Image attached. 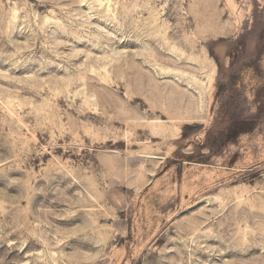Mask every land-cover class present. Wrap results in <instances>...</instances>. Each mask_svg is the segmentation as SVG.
I'll return each mask as SVG.
<instances>
[{
    "label": "rangeland",
    "instance_id": "1",
    "mask_svg": "<svg viewBox=\"0 0 264 264\" xmlns=\"http://www.w3.org/2000/svg\"><path fill=\"white\" fill-rule=\"evenodd\" d=\"M0 264H264V0H0Z\"/></svg>",
    "mask_w": 264,
    "mask_h": 264
},
{
    "label": "bare ground",
    "instance_id": "2",
    "mask_svg": "<svg viewBox=\"0 0 264 264\" xmlns=\"http://www.w3.org/2000/svg\"><path fill=\"white\" fill-rule=\"evenodd\" d=\"M188 86L190 87V85H188ZM190 88H192V87H190ZM194 90H196V91H194V94H196V96H195L196 97V103L193 100L190 102H191L192 106L195 105L197 107L199 105V102L202 99V95H201V92L199 90H197V89H194ZM188 102H189V100H188Z\"/></svg>",
    "mask_w": 264,
    "mask_h": 264
}]
</instances>
